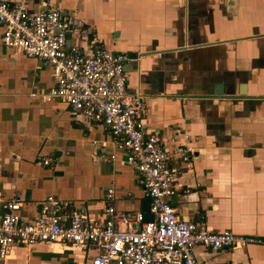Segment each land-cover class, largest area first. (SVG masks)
Returning a JSON list of instances; mask_svg holds the SVG:
<instances>
[{"label": "crops", "instance_id": "crops-1", "mask_svg": "<svg viewBox=\"0 0 264 264\" xmlns=\"http://www.w3.org/2000/svg\"><path fill=\"white\" fill-rule=\"evenodd\" d=\"M12 2L31 13L64 11L68 43L85 53H128V88L144 95L146 131L169 151L192 149L171 162L179 171L170 201L181 218L264 237V0ZM1 37L0 26V202L20 195L27 219L49 195L87 207L97 221L109 204L152 219L142 175L125 163L110 130L60 99L43 100L56 83L52 68ZM97 252L16 242L6 264H83ZM195 255L205 264H264L255 243L215 251L200 244Z\"/></svg>", "mask_w": 264, "mask_h": 264}, {"label": "built area", "instance_id": "built-area-1", "mask_svg": "<svg viewBox=\"0 0 264 264\" xmlns=\"http://www.w3.org/2000/svg\"><path fill=\"white\" fill-rule=\"evenodd\" d=\"M0 26L6 46L52 68L56 83L41 94L43 100L60 99L86 123L110 130L125 163L141 173L153 214L146 220L142 212H120L109 204L104 219L97 221L87 207H72L49 195L37 217L27 219L20 214L22 200L16 194L0 202V264H6L16 242L66 248L95 245L98 252L83 264H205L196 258L197 245L214 251L253 243L264 247L262 236L216 231L203 217L196 222L178 215L170 198L176 192L179 170L171 162L188 159L192 149L184 144L169 151L158 135L146 131L144 95L128 88L127 52L96 47L85 53L80 46L69 44L72 22L56 7L31 13L22 2L0 0ZM51 160L44 158L43 163L50 165ZM113 197L110 187L106 202Z\"/></svg>", "mask_w": 264, "mask_h": 264}]
</instances>
